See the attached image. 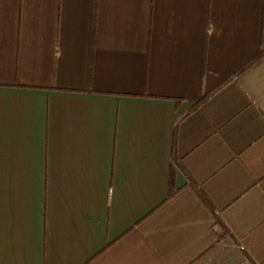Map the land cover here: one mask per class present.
<instances>
[{
  "label": "crops",
  "instance_id": "0c3cea01",
  "mask_svg": "<svg viewBox=\"0 0 264 264\" xmlns=\"http://www.w3.org/2000/svg\"><path fill=\"white\" fill-rule=\"evenodd\" d=\"M0 264H264V0H0Z\"/></svg>",
  "mask_w": 264,
  "mask_h": 264
},
{
  "label": "trees",
  "instance_id": "16d2710c",
  "mask_svg": "<svg viewBox=\"0 0 264 264\" xmlns=\"http://www.w3.org/2000/svg\"><path fill=\"white\" fill-rule=\"evenodd\" d=\"M176 135V134H175ZM175 145H176V137L174 140V154H175ZM174 194V191L171 190L170 191V197ZM203 200L205 201L204 203L211 209V211L216 215L217 218V226L218 228H220V230L222 231V233H227L228 230L225 227V225L223 224L222 220L220 219V217L218 216V213L215 211L214 207L212 206V204L210 202L207 201V199L205 198V196L202 194Z\"/></svg>",
  "mask_w": 264,
  "mask_h": 264
},
{
  "label": "rangeland",
  "instance_id": "374dc122",
  "mask_svg": "<svg viewBox=\"0 0 264 264\" xmlns=\"http://www.w3.org/2000/svg\"><path fill=\"white\" fill-rule=\"evenodd\" d=\"M219 262V261H218ZM221 262V261H220Z\"/></svg>",
  "mask_w": 264,
  "mask_h": 264
}]
</instances>
